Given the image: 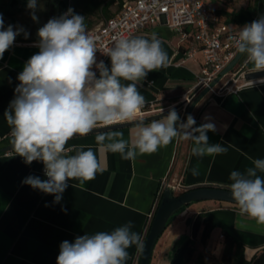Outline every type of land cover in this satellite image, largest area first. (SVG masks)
<instances>
[{
    "label": "crops",
    "instance_id": "obj_1",
    "mask_svg": "<svg viewBox=\"0 0 264 264\" xmlns=\"http://www.w3.org/2000/svg\"><path fill=\"white\" fill-rule=\"evenodd\" d=\"M209 1L213 8H225L226 12L232 13L233 21L226 13L219 18L227 21L224 26L229 32L237 34L239 28L256 19L264 5V0L256 3L254 0H235L227 5L221 0ZM8 2L0 0V14L5 28L10 25L11 17L14 19V30L22 28L24 31L0 59V149L11 144V138H6L10 126L3 114L14 99L15 88L19 84L17 76L28 59L39 51L36 46L39 38L34 39L30 34L25 38L24 9L20 11L19 5L18 9L7 7ZM151 33H157L162 40L169 64L166 68L148 73L138 90L146 100L157 102L156 107L160 110L157 114L162 113V109L165 112L175 107L181 121L186 122L189 105L186 108L184 105L187 97L194 98L198 94H195L194 85L200 74L202 55L197 52L184 60L185 45L179 44L178 36L164 22L132 37H150ZM106 65L110 66L109 59ZM244 65L247 71H255L246 60L238 64L222 82L230 80ZM238 82L241 84L243 80ZM218 85L221 84H216L215 89L219 88ZM191 116L196 121L194 127L204 123L215 125L214 132H207L208 142L221 144L227 149L226 153L194 156L191 151L193 141L178 136L155 153L124 160L119 153L107 151L96 143L97 132L87 136L77 135L66 145L72 150L68 154L91 148L104 170L83 186L77 180H70L59 203H54L53 195L22 183L29 175L46 179L42 162L26 164L14 149L7 151L11 153L9 156L7 152L0 153V264H57L61 242H74L77 236L98 231L111 232L128 221L133 222L132 230L144 240L163 181L170 185L180 184L183 188L211 186L230 189L232 171H244L252 166L253 160L264 158V82L243 87L236 93L215 95L209 92L195 106ZM113 130L122 132L123 138L130 140L134 125L100 132ZM194 167L198 168V175L195 176L192 174ZM225 203L200 200L186 205L159 237L150 264H170L176 248L173 247L171 256L164 259L163 242L166 243L182 223L187 224L188 218L208 210L218 225L216 239L224 228L243 245L246 257L252 258L264 252V224L240 214L239 209ZM184 236H187L186 239L190 237V227ZM127 251L129 257L125 264H138L141 249L133 245Z\"/></svg>",
    "mask_w": 264,
    "mask_h": 264
},
{
    "label": "clouds",
    "instance_id": "obj_2",
    "mask_svg": "<svg viewBox=\"0 0 264 264\" xmlns=\"http://www.w3.org/2000/svg\"><path fill=\"white\" fill-rule=\"evenodd\" d=\"M37 2L28 0L33 20H38ZM23 31L14 30L12 25L5 28L0 14V59ZM24 35L27 38L28 33ZM37 35L39 51L18 74L14 99L3 114L16 155L26 164L39 161L44 165L47 179L29 175L23 184L53 195L54 203H59L70 180L83 186L104 170L91 148L68 154L72 151L66 148L68 141L117 122L135 121L130 140L115 130L97 132L95 140L124 160L155 153L178 136L193 141L191 151L197 157L227 152L221 144L208 142L207 132L216 130L213 123L194 127V117L188 115L186 122L181 121L175 107H170L161 119L136 121L146 104L138 87L148 73L169 64L157 33L114 38L113 45L103 53L110 66L97 61L96 40L88 32L85 17L71 8L49 19ZM235 46L239 54H246L254 72L264 71V15L239 28ZM192 174L198 175V168L194 167ZM229 180L230 194L240 214L264 224V158L253 160L244 171H232ZM132 228L133 222L128 221L111 232L84 234L74 242L65 240L60 244L57 264H125L127 249L133 245L144 247L142 236Z\"/></svg>",
    "mask_w": 264,
    "mask_h": 264
},
{
    "label": "built area",
    "instance_id": "obj_3",
    "mask_svg": "<svg viewBox=\"0 0 264 264\" xmlns=\"http://www.w3.org/2000/svg\"><path fill=\"white\" fill-rule=\"evenodd\" d=\"M213 19V14L205 0H134L124 4L119 13L88 32L96 40L97 61L103 60L106 64L109 58L103 53L113 45L114 38L132 37L140 31L164 22L178 36L179 44L185 45L184 60L197 52L202 55L200 74L197 75L194 85L195 94H197L209 87L210 83L237 54L235 37L238 34L229 32L225 26H215ZM246 72L248 71L244 65L232 75L230 80L222 82L223 77L219 81L220 87L218 89L210 88L209 92L215 95L236 93L243 87L261 83L259 82L261 79L246 81L244 79ZM239 79L243 80L241 84H237ZM192 100L193 97H187L184 107L186 108ZM156 103L155 100H146V104L137 114L136 120L156 115L160 111L156 107ZM118 123L124 122L115 124ZM6 138H11L10 131ZM6 155L9 156L11 153L7 152ZM42 171L44 173V166ZM165 189H169L175 194L182 192L185 188L180 184L170 185L163 181L158 191L153 212L150 215V222L159 204V198ZM219 237L223 238L222 235Z\"/></svg>",
    "mask_w": 264,
    "mask_h": 264
},
{
    "label": "trees",
    "instance_id": "obj_4",
    "mask_svg": "<svg viewBox=\"0 0 264 264\" xmlns=\"http://www.w3.org/2000/svg\"><path fill=\"white\" fill-rule=\"evenodd\" d=\"M133 1L134 0H64L62 3V7H60L59 16L63 15L65 10L71 8L76 14H80L85 17V23L89 31L98 27L106 20L119 13L124 4L131 3ZM221 1L225 5H227V3H233L235 0ZM257 1L258 0H254L255 3ZM23 2H25V0H9L7 7L18 9L17 6L21 5ZM205 3L209 7L210 12L213 14V24L215 26L226 25L227 21H222L219 18L223 13L231 15L230 20H234V16H232V13L226 12L225 8H213L209 0H205ZM8 11L9 10L7 8L6 14H8ZM9 22L10 25H14L13 18L10 17ZM245 58L246 56L244 57V59ZM225 204L239 209L237 205L229 203ZM183 210L184 207L179 210L174 216H172L169 219L166 227L170 224L171 220ZM186 222L188 225H190V237L187 238L181 246L176 248L170 264H189L193 260H195L196 264H204L203 253L198 252L197 249L198 247L201 248V251L206 249L211 233L218 225L215 222L212 212L209 210L200 211L191 218H188ZM221 235L223 236V238H221V256L218 260L211 264H264V252H260L252 258L247 259L245 256L244 247L240 242L236 241L233 236L224 228H221Z\"/></svg>",
    "mask_w": 264,
    "mask_h": 264
},
{
    "label": "water",
    "instance_id": "obj_5",
    "mask_svg": "<svg viewBox=\"0 0 264 264\" xmlns=\"http://www.w3.org/2000/svg\"><path fill=\"white\" fill-rule=\"evenodd\" d=\"M264 15V5L260 8L256 19L260 16ZM39 38V37H38ZM246 54H239L237 52L234 59L220 72V74L215 78L213 82L210 83L209 87L201 90L191 101L188 106V115H191L195 106L209 93L210 88L216 86L219 81L230 74L231 71L240 63L247 60V57L244 59ZM264 78V71L254 72L248 71L244 75V79L246 81L260 80ZM176 109V108H175ZM168 110L156 115H152L143 119L145 122L163 117V115H167ZM136 120V121H139ZM135 125V121L124 122L113 124L110 126H101L97 130L93 132H100L112 129H118L126 126ZM14 148L12 145H8L2 149H0V153H5L7 151H11ZM200 200H214L220 202H226L233 205H237L230 194V189L223 187H196V188H185L182 192L178 194H174L169 189H165L160 198L159 204L155 210L154 216L151 220L148 232L144 238V247L141 249L139 263L138 264H150L151 257L153 254L154 247L166 228V225L169 219L174 216L179 210H181L186 205ZM238 206V205H237Z\"/></svg>",
    "mask_w": 264,
    "mask_h": 264
},
{
    "label": "rangeland",
    "instance_id": "obj_6",
    "mask_svg": "<svg viewBox=\"0 0 264 264\" xmlns=\"http://www.w3.org/2000/svg\"><path fill=\"white\" fill-rule=\"evenodd\" d=\"M26 4H28V0H27ZM23 11H24V15H26L27 14L26 9H24ZM24 19H25V16H24ZM237 84H240V83L238 82ZM218 87H220V85H218ZM178 193L179 192H176L175 194H178ZM189 227H190V225H188L186 223H182L179 227H177L174 230L171 238L166 243L163 242L164 248L162 250V255H163L164 259L166 258V256L169 258L171 256V254L173 253L174 248L181 246L184 243V241H186L187 236L186 237L184 236V232L186 231L188 233ZM217 228L218 227H216L212 231L206 249H204L203 251H201L200 247H198V249H197L198 252L203 253L204 264H211V263L215 262L216 260H218L221 256V252H222L221 240L222 239L220 237H218L216 239L217 232H218ZM212 241H215V242L211 243ZM159 242H158V244H159ZM246 258L250 259L248 257H246ZM189 264H196L195 260H193Z\"/></svg>",
    "mask_w": 264,
    "mask_h": 264
},
{
    "label": "flooded vegetation",
    "instance_id": "obj_7",
    "mask_svg": "<svg viewBox=\"0 0 264 264\" xmlns=\"http://www.w3.org/2000/svg\"><path fill=\"white\" fill-rule=\"evenodd\" d=\"M19 5V10L26 9L27 16L25 15V32H28L32 38L37 39L38 29L42 27L49 19L59 17L60 7L64 0H38L35 15L38 20L32 19L33 10L28 8L27 0Z\"/></svg>",
    "mask_w": 264,
    "mask_h": 264
}]
</instances>
